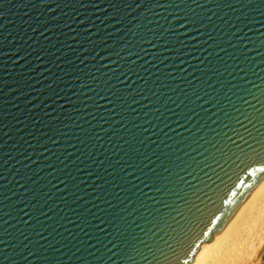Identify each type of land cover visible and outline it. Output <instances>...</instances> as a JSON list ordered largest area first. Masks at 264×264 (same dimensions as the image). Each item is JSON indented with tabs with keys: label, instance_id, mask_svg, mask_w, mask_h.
Listing matches in <instances>:
<instances>
[{
	"label": "water",
	"instance_id": "1",
	"mask_svg": "<svg viewBox=\"0 0 264 264\" xmlns=\"http://www.w3.org/2000/svg\"><path fill=\"white\" fill-rule=\"evenodd\" d=\"M264 173V0H0V264H189Z\"/></svg>",
	"mask_w": 264,
	"mask_h": 264
},
{
	"label": "bare ground",
	"instance_id": "2",
	"mask_svg": "<svg viewBox=\"0 0 264 264\" xmlns=\"http://www.w3.org/2000/svg\"><path fill=\"white\" fill-rule=\"evenodd\" d=\"M264 243V173L247 189L213 239L189 264H254Z\"/></svg>",
	"mask_w": 264,
	"mask_h": 264
},
{
	"label": "rangeland",
	"instance_id": "3",
	"mask_svg": "<svg viewBox=\"0 0 264 264\" xmlns=\"http://www.w3.org/2000/svg\"><path fill=\"white\" fill-rule=\"evenodd\" d=\"M214 235L211 237V239H213ZM204 244H206V243H204ZM254 264H264V243L262 244V246H261V248H260V250H259V252H258V254L254 260Z\"/></svg>",
	"mask_w": 264,
	"mask_h": 264
}]
</instances>
